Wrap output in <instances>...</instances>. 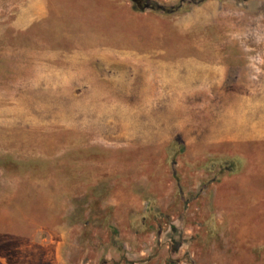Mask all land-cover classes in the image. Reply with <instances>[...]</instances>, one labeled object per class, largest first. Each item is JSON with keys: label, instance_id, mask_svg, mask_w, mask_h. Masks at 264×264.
<instances>
[{"label": "rangeland", "instance_id": "1", "mask_svg": "<svg viewBox=\"0 0 264 264\" xmlns=\"http://www.w3.org/2000/svg\"><path fill=\"white\" fill-rule=\"evenodd\" d=\"M0 0V264H264V0Z\"/></svg>", "mask_w": 264, "mask_h": 264}, {"label": "trees", "instance_id": "2", "mask_svg": "<svg viewBox=\"0 0 264 264\" xmlns=\"http://www.w3.org/2000/svg\"><path fill=\"white\" fill-rule=\"evenodd\" d=\"M131 1L136 3V4H138V3L142 4L141 10L150 9V10H154V11L170 12V11L176 9L175 6L168 7V8L160 7L157 4H155L149 0H131Z\"/></svg>", "mask_w": 264, "mask_h": 264}]
</instances>
